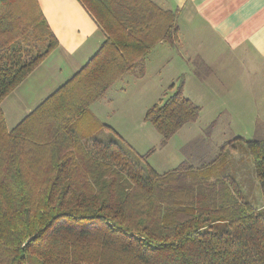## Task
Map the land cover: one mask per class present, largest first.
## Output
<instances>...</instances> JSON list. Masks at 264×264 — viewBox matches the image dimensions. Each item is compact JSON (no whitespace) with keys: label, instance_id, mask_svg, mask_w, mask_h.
Listing matches in <instances>:
<instances>
[{"label":"trees","instance_id":"trees-1","mask_svg":"<svg viewBox=\"0 0 264 264\" xmlns=\"http://www.w3.org/2000/svg\"><path fill=\"white\" fill-rule=\"evenodd\" d=\"M104 34L96 52L12 128L2 100L57 46L36 0H0V264H264V137L246 140L263 206L238 176L184 162L156 171L78 120L145 57L179 42L152 0H78ZM180 83L145 111L165 143L200 107Z\"/></svg>","mask_w":264,"mask_h":264},{"label":"rangeland","instance_id":"rangeland-1","mask_svg":"<svg viewBox=\"0 0 264 264\" xmlns=\"http://www.w3.org/2000/svg\"><path fill=\"white\" fill-rule=\"evenodd\" d=\"M188 42L194 46V41ZM203 50L208 53L207 47ZM179 51L167 43L156 45L143 59L142 77L126 73L106 91L105 101L97 102L101 119L92 116V107L85 110L78 120L80 133L104 137V133L108 132L103 130L105 122L114 130L110 128L111 136L126 146L130 145L132 149L128 148L136 156H144L147 164L160 174L183 162L193 168L212 167V162L218 164L222 173L224 170L227 174L234 172L243 185L247 199L253 205L261 206V193L245 141L264 137V106L259 113L250 110L252 103L263 101L264 61L243 54L241 50L235 51L232 61L235 67L232 69L237 76L242 75L244 81L228 82L229 92L223 94L225 97L221 92L220 98L212 96L213 76L208 75L211 80L200 83L191 69L195 66L200 73L205 67L184 64ZM248 75L254 81H245ZM180 83L184 84L183 96L197 104L200 112L194 121L185 123L162 143L155 127L145 121V111L153 104L163 102ZM246 86L249 92L245 90ZM33 88L32 83H25L20 91L33 93ZM10 103L12 101L9 100L5 104V98L1 103L8 128L21 116L18 113L20 109ZM27 260L29 264L35 263L31 256Z\"/></svg>","mask_w":264,"mask_h":264},{"label":"crops","instance_id":"crops-1","mask_svg":"<svg viewBox=\"0 0 264 264\" xmlns=\"http://www.w3.org/2000/svg\"><path fill=\"white\" fill-rule=\"evenodd\" d=\"M152 1L164 9L168 8L175 12V20L179 27L177 32L179 42L174 47L180 49V58L184 64L189 66L193 63L197 67H205L200 73L195 66L191 69L200 83L211 80L208 75L213 76L212 80L215 84L211 88L212 96L220 97L228 94V82L232 83L237 79L244 81V77L237 76L232 69L235 67L234 62L232 63L235 51L241 50L243 54L264 61V0ZM36 2L39 12L57 40V46L5 97V104L10 100L12 101L10 105H16L20 109L18 113L21 116H18L12 127L70 75L79 70L96 52L104 38L102 31L78 0H36ZM191 40L194 41V46L189 45L188 41ZM204 47H207L208 53L204 52ZM245 81H254V79L248 75ZM25 83H32L33 93L20 91ZM244 88L249 92V87ZM183 89L184 84L182 92ZM198 93L200 94V91ZM262 94L263 101L252 103L251 112L259 113V109L264 106V87ZM224 95L222 97H225ZM103 98L105 95L87 108H93L92 116L96 119L102 118L98 109L100 105L97 102ZM5 119H7L6 112ZM103 127V130L108 131L104 135H111L112 127L105 122ZM128 146L132 149L130 145Z\"/></svg>","mask_w":264,"mask_h":264}]
</instances>
